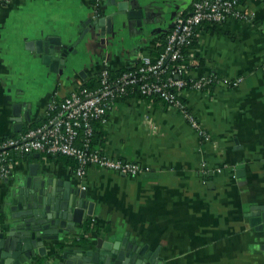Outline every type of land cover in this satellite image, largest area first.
Wrapping results in <instances>:
<instances>
[{
    "label": "crops",
    "instance_id": "crops-1",
    "mask_svg": "<svg viewBox=\"0 0 264 264\" xmlns=\"http://www.w3.org/2000/svg\"><path fill=\"white\" fill-rule=\"evenodd\" d=\"M116 2L103 0L97 15L93 0H10L0 7V142L50 116L52 101L60 104L80 87L97 89L106 63L118 72L130 70L143 55L155 59L175 17L188 12L193 0H130L129 10L142 13L140 23L120 13L122 0ZM240 10L250 19L204 26L187 52L192 75L222 80L203 90H182L207 140L178 108L153 97H122L99 127L96 149L150 169L128 176L90 166L79 178L75 161L27 153L12 165L8 182L0 183V230L10 219L6 202L12 189L38 163L40 175L87 190L94 208L82 224L93 218L100 228L86 232L77 224L60 240L46 242L48 256L59 242L89 250L100 237L128 236L158 249L161 264H264V228L252 227L247 216L251 208L264 206V2L241 0ZM109 16L106 40L89 31L59 72L28 47L47 37L72 46L91 18ZM15 103L22 104L23 113L18 131ZM82 234L88 244L74 241ZM48 256L37 255L36 264H51Z\"/></svg>",
    "mask_w": 264,
    "mask_h": 264
},
{
    "label": "built area",
    "instance_id": "built-area-1",
    "mask_svg": "<svg viewBox=\"0 0 264 264\" xmlns=\"http://www.w3.org/2000/svg\"><path fill=\"white\" fill-rule=\"evenodd\" d=\"M9 1L0 0V7ZM102 4L103 0H93L96 15L99 14ZM232 17L249 20L251 16L240 10V0H193L189 14L175 17L165 48L155 59L143 55L138 64L119 75H113L106 63L100 73L97 89L80 87L66 96L60 104L52 101L48 108V123L1 140L0 183L11 172L13 163L10 150L21 156L42 152L72 157L77 161L76 174L79 178L84 177L90 166L106 168L128 176H138L148 171V166L113 158L91 146L94 121L106 122L108 113L118 99L136 93L144 97L157 96L169 106L178 108L193 128L207 140V132L200 126L196 116L188 111L182 90H203L222 80L212 74L197 77L192 75L188 67L187 52L198 36L199 29L212 23L224 24ZM238 81L232 84L237 85Z\"/></svg>",
    "mask_w": 264,
    "mask_h": 264
},
{
    "label": "water",
    "instance_id": "water-1",
    "mask_svg": "<svg viewBox=\"0 0 264 264\" xmlns=\"http://www.w3.org/2000/svg\"><path fill=\"white\" fill-rule=\"evenodd\" d=\"M112 2L117 3L116 0ZM129 2H119L120 13H127L140 23L142 13L129 10ZM88 24L72 46L55 37H47L31 42L28 47L50 60L51 70L59 72L89 31L106 40V35L111 32L112 17L91 18ZM13 108L12 120L15 131H18L22 129V104L15 103ZM27 117L30 119V113ZM39 169L38 163L31 164L30 176L19 181V187H14L8 197L6 209L10 212V219L4 230H0V264H36L34 257L48 256L47 241L60 240L62 235L76 230L77 224L83 223L85 214H93L94 203L87 199L86 189L75 186L72 181L40 175ZM247 216L252 227L264 228V206L251 208ZM158 254V249L151 250L148 244L141 245L125 236L114 241L100 237L95 249L66 248L57 255L53 251L48 258L52 260L51 264H161L163 258Z\"/></svg>",
    "mask_w": 264,
    "mask_h": 264
},
{
    "label": "trees",
    "instance_id": "trees-1",
    "mask_svg": "<svg viewBox=\"0 0 264 264\" xmlns=\"http://www.w3.org/2000/svg\"><path fill=\"white\" fill-rule=\"evenodd\" d=\"M190 10L192 11V7H191ZM190 10L188 12H185L183 15L189 14L191 12ZM209 25H211L214 28H216L217 26H219L221 24H218V23L217 24L216 23L213 24L212 23V24H209ZM164 38H163V41H162L161 45L158 46L154 50L153 57H156L157 55H159L164 50L165 44H166V36H164ZM194 40H193V42H194ZM188 67H189V69H191V66L190 65ZM125 71H128V70H125L124 69V70H120L118 72L117 71H114V72L111 71V72H112L113 75H119V74H121V73H123ZM94 81L96 83L97 79L94 78ZM93 85L94 84H92V83H86L85 84V86H87L89 88L93 87ZM131 96L144 97V96H142V95H140L138 93L132 94ZM149 98H152V97H149ZM152 100L155 101V100H162V99L156 96V97H153ZM162 101L165 102L164 100H162ZM184 102L187 104V101L186 100H184ZM188 111H190V109H188ZM49 119H50V116H46V117L42 118V120L37 121V122H34L30 126L26 127L23 132H26L29 129H34V128L41 127L44 124L48 123ZM101 124H102V122L100 120H96L93 123V126H94V136H93L92 143H91V146H92L93 149H96L97 148V143H99V140H100V137L99 136L101 135V132H98V129L101 126ZM16 135H18V133ZM42 154L45 155L47 158H56V157H64V158H67L68 160H70L72 162L75 161L76 162V166H77V161L74 158H72V157H68V156H64V155H51V154H45V153H42ZM10 155H11L10 157L12 158V163L13 164L16 163L18 160H20V159H22V158L25 157V156L18 155L14 150H10ZM95 225L97 226L96 228L98 229V231H100V228L98 226L99 224L97 225L96 222L94 223L93 218H90V219L86 220V222H84V224H82L81 226H83V228L86 230V232H88L91 229V227L92 226H95ZM95 231L97 232V230H95ZM74 241H77L76 243H78L80 245L81 244L85 245V244H88V242H90L87 239L86 234H82L79 238L75 239ZM67 246L68 245L66 243H60V242L59 243H56L55 246H54V250L53 251H54V253L56 255L57 254H60V253H62L67 248Z\"/></svg>",
    "mask_w": 264,
    "mask_h": 264
}]
</instances>
